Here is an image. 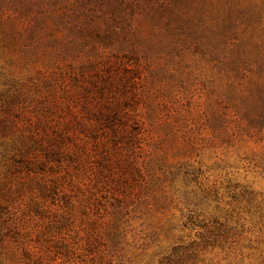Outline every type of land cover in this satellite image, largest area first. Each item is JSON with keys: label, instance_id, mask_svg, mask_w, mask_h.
Masks as SVG:
<instances>
[{"label": "rangeland", "instance_id": "obj_1", "mask_svg": "<svg viewBox=\"0 0 264 264\" xmlns=\"http://www.w3.org/2000/svg\"><path fill=\"white\" fill-rule=\"evenodd\" d=\"M0 264H264V0H0Z\"/></svg>", "mask_w": 264, "mask_h": 264}]
</instances>
